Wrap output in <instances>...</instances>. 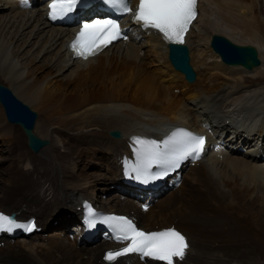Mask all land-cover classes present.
Wrapping results in <instances>:
<instances>
[{"label":"bare ground","instance_id":"6f19581e","mask_svg":"<svg viewBox=\"0 0 264 264\" xmlns=\"http://www.w3.org/2000/svg\"><path fill=\"white\" fill-rule=\"evenodd\" d=\"M257 12V0H200L199 15L185 36L197 71V80L189 83L170 62L168 45L161 34L139 32L137 27L138 40L117 42L86 61L75 60L66 48L71 29L46 21L41 0L31 10L17 8L16 0H0V74L28 103L47 105L45 119L34 131L51 140L41 151H48L50 161L30 155L19 146L13 125L4 122L0 111V133L9 136L16 152L12 155V174L3 177L0 184V210L15 211L17 218L24 220L36 217L44 227L35 241H6L0 247V264H99L108 245L67 244L61 235L65 222L74 221L78 215V195L100 200L112 183H122L119 155L127 149L126 135L145 133L149 126L158 135L173 125L196 126L203 119L223 135L230 132L227 137H219L231 147H225L223 158L207 155L200 162L202 168L190 166L188 173L197 179L192 192L202 189L203 193L184 197L194 206L186 205L180 194L184 214L178 218L177 228L187 234L190 246L179 264L187 260L191 264H264V240L249 233L264 226V37L255 27L264 28V22ZM219 30L226 35L237 32L247 36L242 42L257 46L263 63L252 70L223 63L210 45L213 32ZM149 57H153L151 64ZM46 68L49 72L41 79ZM248 80L260 85L247 86ZM55 87L60 90L58 99L51 95ZM175 88L184 96L177 95ZM49 99L54 102L47 103ZM237 114L251 117L256 129L254 142L242 139L250 132L239 131L233 120ZM113 129H120L121 139L111 137ZM232 135L239 141L234 142ZM260 143L261 151L254 147ZM246 146L248 152L240 148ZM109 156L117 174L107 178L105 186L97 188L92 173L79 175L75 171L77 162L88 165L91 158L108 162ZM78 176L88 177L86 183L90 184L74 185L70 194L68 186ZM180 189L171 191L158 214L151 208L141 211L129 198L125 205L121 199L114 202L102 198L101 202L110 205V210L118 205L134 211L139 221H144L140 222L143 226L155 222L159 227H169L180 212L173 210ZM63 211L74 213L53 224L55 216Z\"/></svg>","mask_w":264,"mask_h":264},{"label":"snow or ice","instance_id":"6c2138e0","mask_svg":"<svg viewBox=\"0 0 264 264\" xmlns=\"http://www.w3.org/2000/svg\"><path fill=\"white\" fill-rule=\"evenodd\" d=\"M80 0H52L49 5L50 18L60 19L73 11ZM119 13H131L130 0H103ZM197 0H139L134 19L145 28L156 29L164 38L175 44H183L189 26L196 18ZM127 39L120 23L115 18L94 19L82 25L71 49L76 56L88 59L98 54L103 48L118 39ZM140 148L137 149L139 163L130 166L127 175L135 180L148 183L166 175L169 169L179 166L180 162L192 157L200 159L205 147V137L195 135L185 130H179L164 141L163 147L156 141L137 139ZM153 165L162 170L151 172ZM134 174V175H133ZM97 223L107 225L114 239L126 246L109 251L105 259L110 264L129 254L150 257L165 264H175V260H183L188 249L186 238L176 229L146 232L139 229L133 221L125 216H97L89 209L88 226L95 227ZM34 224H20L14 218L0 213V232H10L16 228H26L32 231Z\"/></svg>","mask_w":264,"mask_h":264},{"label":"rangeland","instance_id":"374dc122","mask_svg":"<svg viewBox=\"0 0 264 264\" xmlns=\"http://www.w3.org/2000/svg\"><path fill=\"white\" fill-rule=\"evenodd\" d=\"M257 4H258V8H259V12L260 13H258L257 12V14L256 15H258L259 16V19L261 20V21H263L264 22V0H257ZM261 4V5H260ZM263 6V7H262ZM255 27H257L258 29H259V31H260V33L262 34V36L264 37V28L263 27H260V26H255ZM262 31V32H261ZM218 32V34H222V35H225V36H227V37H229V38H231V39H234V40H237V41H243V39H245V40H247V37H245V36H243V35H240L239 33H234V34H232V33H228V35H226L224 32H222V31H216V33ZM213 34H215V32H213ZM150 58V59H149ZM148 58V62H149V64H151V62H152V58L153 57H149ZM193 63V62H192ZM263 63V62H262ZM194 65V64H193ZM195 67V66H194ZM149 68V67H148ZM49 69L48 68H46V69H44V72H42V74H40V78L42 79L43 77H45V75H47L46 73H48L49 71H48ZM154 71V68L153 69H151L150 70V72H153ZM44 74V76H42ZM1 76H3L2 74H0ZM4 77V76H3ZM168 79V78H167ZM168 82H169V80H168ZM67 83V81H63V84H66ZM264 83V82H263ZM247 86H254V87H258L260 84L259 83H251L249 80H248V82H247V84H246ZM94 86H99V84L98 85H94ZM56 88V89H55ZM54 89V91H55V93H52L51 95L53 96V97H55V99H58L59 98V91L60 90H58L59 88L58 87H55ZM52 91V89H49L48 91ZM175 92L177 93V95H181V93H179V91H177V90H175ZM57 93V94H56ZM54 94V95H53ZM61 95L63 94V93H60ZM184 94L185 93H182V95L181 96H184ZM58 96V97H57ZM53 99H49V100H47V103H51V102H54V100L52 101ZM164 102V103H163ZM166 101L165 100H163L162 101V105L163 106H165V104H167V103H165ZM30 106L35 110V111H37L38 113H39V120H38V122L37 123H39V122H42L44 119H45V114H46V109H47V105L46 104H30ZM1 109V108H0ZM2 110V109H1ZM44 117V118H43ZM49 121V120H48ZM16 128H19V127H16ZM16 134L18 135V137L20 138V135H19V133H17L16 132ZM15 133H13V135H16ZM19 138H17L18 139V143H19V146L22 148L23 146H24V144H23V142H22V140L21 141H19ZM24 138V137H23ZM45 138V137H44ZM49 139V138H48ZM50 143H51V140H50ZM49 143V144H50ZM10 141H9V139H8V137L7 136H5V135H3V134H1L0 133V178H3V177H5V176H9V178H10V174H12V172H10V170H11V167L10 166H12L11 165V162H12V155H14L16 152H12L11 151V149H9L11 146H10ZM25 145H27L26 143H25ZM63 149V148H62ZM10 153V154H9ZM48 151H43V152H40V153H38V154H35L36 156H37V158L38 157H41V159H43V160H48V161H50L51 160V158H50V154L48 153ZM41 154V155H40ZM9 155V156H8ZM10 157V158H9ZM8 158V159H7ZM47 158V159H46ZM10 159V160H9ZM92 159V158H91ZM90 159V162H88V165H87V163H84V162H77L76 163V173L77 174H79V175H85V174H91L92 173V178L96 181H94V185L97 187V188H100L101 187V184H104V186H105V182H104V180L106 179V178H108V177H112V175H113V173H112V170H111V166H110V163H111V158H109V162H106V161H103L102 159H100V158H97L98 160H95V159H92L91 160ZM86 162V161H85ZM10 163V164H9ZM107 165V166H106ZM92 166V167H91ZM106 167V168H105ZM9 172V173H8ZM5 173V174H4ZM114 177V176H113ZM192 177V176H191ZM82 178V179H81ZM194 177H192V178H190V177H186V179L187 180H185V183H184V185H185V189H184V192L183 193H181V195H182V201L184 202L185 200H183L184 199V197L186 198L187 197V199H189V195L191 194V195H197V194H195V193H198L199 192V194H202L203 193V190L201 189H197L198 191H193L192 192V187H193V185H194V183H195V181L197 182V179L195 180V179H193ZM3 180V179H2ZM89 180H88V177H81V176H78L77 177V179H76V182H73L72 184H70V186L72 187L74 184H82V185H84V186H87V185H89L90 184V182H89V184L88 183H86V182H88ZM3 182V181H2ZM1 182V183H2ZM100 182H103V183H100ZM93 185V186H94ZM69 186V187H70ZM110 188H111V185H110V187L105 191V194H107L109 191H110ZM190 189V190H189ZM181 190V189H180ZM201 192V193H200ZM193 193V194H192ZM165 193H162V195H164ZM161 195V196H162ZM186 195V196H185ZM105 196V195H104ZM103 196V197H104ZM171 197V192L169 193V194H167L166 193V197H165V199H163L162 200V202H159L158 203V205H159V207L161 206V204H164L167 200H169L170 199V197ZM118 196H113V197H107V198H103V200L104 201H106V200H111V201H113V200H115L114 202H118L119 200H120V198H117ZM163 197V196H162ZM163 197V198H164ZM162 199V198H161ZM188 201V200H187ZM187 201H185V203H186V205H188L189 206V204L190 205H192V206H194V204H192V202H188L187 203ZM168 202V201H167ZM184 203V204H185ZM183 204V203H182ZM200 206L199 208H201L202 207V209H205L206 207H205V204H202V203H196L195 204V206ZM159 207L157 206V208H156V210H155V204L151 207V211H156L157 212V214L159 213ZM183 205H177L175 208H173V210H177V212L178 211H180V212H178V215L176 216L177 218H180V215H182V214H184V211H183ZM188 211H190V210H188ZM255 212H258L259 214L261 213L260 211H258L257 210V208H255ZM161 213V212H160ZM157 214H155V215H157ZM56 218H57V215L55 216ZM156 219L157 220H159V217H157L156 216ZM176 223V222H175ZM178 223V222H177ZM256 223V222H255ZM56 231H58L59 232V229L58 230H56ZM249 233H252V234H255V235H257V237H258V239H260V241H262V239L264 240V226L262 227V228H260V227H258L256 230H254V231H250Z\"/></svg>","mask_w":264,"mask_h":264},{"label":"water","instance_id":"95a60500","mask_svg":"<svg viewBox=\"0 0 264 264\" xmlns=\"http://www.w3.org/2000/svg\"><path fill=\"white\" fill-rule=\"evenodd\" d=\"M212 46L219 52L223 60L229 64H242L248 69L258 65L257 52L252 46H239L233 44L223 36L215 35ZM169 57L177 70L186 75L190 82L195 81L196 72L190 63L189 48L183 44H170ZM0 100L4 105L6 115L9 121L21 124L29 136V145L37 152L48 143L34 134L38 113L17 98L12 91L0 84ZM113 136L120 137L119 131H112Z\"/></svg>","mask_w":264,"mask_h":264}]
</instances>
